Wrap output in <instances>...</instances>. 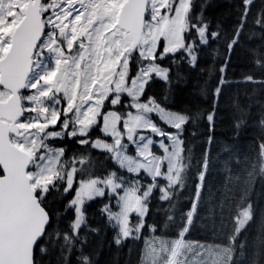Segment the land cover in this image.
<instances>
[{
  "label": "trees",
  "instance_id": "trees-1",
  "mask_svg": "<svg viewBox=\"0 0 264 264\" xmlns=\"http://www.w3.org/2000/svg\"><path fill=\"white\" fill-rule=\"evenodd\" d=\"M251 1L192 0L183 45L164 54L162 42L154 56V62L168 70L167 76L153 75L140 100L186 118L179 135L184 169L166 197L164 179L130 172L111 152L83 142L84 137L66 135L49 142L65 148L67 161L80 164L70 188L63 180L46 191L37 189L51 217L47 232L58 228L61 239L53 236L50 241L45 235L41 246L48 251L42 257L34 254L36 264H83L77 257L84 255L89 264H145L151 239L181 237L185 230V239L215 245L220 264H264V0H256L252 9ZM203 4V18L197 20ZM204 21L210 26L206 28ZM144 62L138 52L131 55L130 77ZM118 110L126 115L123 105ZM213 113L210 125L208 116ZM153 117L161 127L174 130ZM104 137L99 126L87 135L91 140ZM109 175L125 185L137 179L153 184L144 218L131 215L130 235L138 240L126 238L110 216L119 205L108 192L85 202L84 220L74 231L78 213L69 202L84 181ZM249 205L252 219L237 234L240 211ZM138 222L144 226L142 232ZM65 233L71 244L65 243Z\"/></svg>",
  "mask_w": 264,
  "mask_h": 264
},
{
  "label": "rangeland",
  "instance_id": "rangeland-1",
  "mask_svg": "<svg viewBox=\"0 0 264 264\" xmlns=\"http://www.w3.org/2000/svg\"><path fill=\"white\" fill-rule=\"evenodd\" d=\"M125 1H43L47 32L33 58L27 90L22 93L27 115L19 122L21 130L33 131L15 140L36 157L30 175L33 186L40 191L63 180L68 188L73 184L78 162L64 158L65 148L49 144L66 135L84 137L83 142L91 141L97 149L111 152L122 167L134 174L144 172L152 178L164 179L166 183L161 188L165 197L168 188L181 177L184 165L179 135L185 116L151 100L143 102L140 97L153 75L166 78L168 70L156 64L154 56L162 42L164 54L174 53L183 45L187 10L192 0H149L143 37L135 51L145 62L133 77L129 67L134 54L130 50L131 37L117 24ZM255 3L256 0L251 1V9ZM26 5L27 0H0V60L10 48L12 33L24 17ZM247 11L244 18L249 14ZM9 95L0 85V100ZM105 104L109 107L102 113ZM122 105L124 117L118 110ZM153 115L174 130L161 127ZM97 126L105 137L87 138ZM144 183L137 179L125 185L115 175L84 181L73 200L75 208L80 209L74 223L78 225L76 230L82 224L81 219L84 220L83 206L89 199L86 193L96 197L108 192L117 197L119 205L110 216L124 236L130 235L131 215L137 214L141 221L147 212L146 201L153 184ZM140 227L138 222L137 228ZM185 232L181 237L170 235L166 239L153 235L157 238L149 241L150 251L146 252L144 263L220 264L221 252L215 245L187 240Z\"/></svg>",
  "mask_w": 264,
  "mask_h": 264
},
{
  "label": "water",
  "instance_id": "water-1",
  "mask_svg": "<svg viewBox=\"0 0 264 264\" xmlns=\"http://www.w3.org/2000/svg\"><path fill=\"white\" fill-rule=\"evenodd\" d=\"M43 1L27 0L24 17L0 60V85L10 92L0 100V264H32L34 245L45 234L50 217L29 175L34 156L11 138L32 130L20 131L18 121L25 116L21 94L27 89L34 55L46 34ZM148 9L149 0H126L120 10L117 24L131 37V52L142 40Z\"/></svg>",
  "mask_w": 264,
  "mask_h": 264
},
{
  "label": "snow or ice",
  "instance_id": "snow-or-ice-1",
  "mask_svg": "<svg viewBox=\"0 0 264 264\" xmlns=\"http://www.w3.org/2000/svg\"><path fill=\"white\" fill-rule=\"evenodd\" d=\"M206 7H207L206 4L201 5V11L196 16V19L197 20H202V18H203V10ZM204 25L207 28L208 26H210V22L204 21ZM184 119H186V118H184ZM213 120H214V113L213 114H209L208 121H209L210 125L212 124ZM81 134H83V133H81ZM57 135H59V133ZM61 153H62V150H61ZM86 195L88 196L89 200L93 198L90 195V193H86ZM73 203H75V201H70L68 206L71 207ZM250 208H251V206L249 205V208L248 209H246V210H244V211L241 212L240 215H241L242 219L239 221L240 227L236 230L237 231V234H239L240 231L243 228H245L247 226V224L251 221L252 214H251ZM76 212L79 213L80 212V209L77 208L76 209ZM81 222H83V219H81ZM49 227H52L51 217H49L48 223L46 224V231H45V234L44 235H47L48 236V239L50 241L53 239V236H54L55 240H57V241L60 240L61 239V233L58 230V228L55 230L54 233H48L47 232V228H49ZM77 227H78V225H75V224L73 225L74 231H75V229ZM143 227L144 226L142 225L141 226V229H140L141 232L143 231ZM149 232H151V233L154 234L155 233V229L150 227L149 228ZM44 235H42L41 238L34 245L35 256H41L42 257V256H44V255L47 254V251H48L47 248L41 246L44 243ZM126 238L137 239L138 240L140 237L139 236H135V235H130V236H126ZM63 239H64L65 243L71 244V241L69 240V237H68L67 233L64 234ZM121 242L122 241L120 239H118V238L116 239L117 245H119ZM52 247L55 248V243L54 242L52 243ZM68 251L71 252L72 251V248L69 247ZM35 256L33 257L32 264H36ZM77 260L78 261L79 260H82L83 261V264H89V257L87 255H84L82 257L81 256H78L77 257Z\"/></svg>",
  "mask_w": 264,
  "mask_h": 264
},
{
  "label": "flooded vegetation",
  "instance_id": "flooded-vegetation-1",
  "mask_svg": "<svg viewBox=\"0 0 264 264\" xmlns=\"http://www.w3.org/2000/svg\"><path fill=\"white\" fill-rule=\"evenodd\" d=\"M40 44H41V43H40ZM39 47H40V45H39ZM38 49H39V48H38ZM37 52H38V50H37ZM37 52H36V54H37ZM36 54H35V55H36ZM35 55H34V56H35ZM26 90H27V89H26ZM26 90H25V91H26ZM25 91H24V92H25ZM21 95H22V94H21ZM108 107H109V105H108V104H105V106H104V108H103V110H102V113H104L105 111H107V110H108ZM101 115H102V114H101ZM25 116H26V111H25ZM25 116H24L21 120L18 121V125H19V122H20V121H22V120L25 119ZM19 127H20V126H19ZM20 131H23V130H21V128H20ZM32 131H33V129H32L30 132H32ZM28 133H29V132H28ZM28 133H26L24 136L19 137V138L16 137V136H14V135H12V137H11V138H12V141H13L14 143H16L15 140H19V139H22V138L26 137V136L28 135ZM16 144H17V143H16ZM17 145H18V144H17ZM18 146H19V145H18ZM21 148H22V147H21ZM22 149H23V148H22ZM24 150H25V149H24ZM26 151H27V150H26ZM28 152H29V151H28ZM31 154H32V153H31ZM32 155H33V154H32ZM33 156H34V155H33ZM35 159H36V157L34 156V160H35ZM74 161H76V160H74ZM34 162H35V161H34ZM34 162L32 163V166H31V168H30V170H29V175H30V171L34 169ZM76 162H78V161H76ZM79 164H80V162H78V165H79ZM30 176H31V175H30ZM31 178H32V177H31ZM33 182H34V181H32V185H34ZM34 188L36 189L35 186H34ZM36 190H37V189H36ZM37 192H38V191H37Z\"/></svg>",
  "mask_w": 264,
  "mask_h": 264
}]
</instances>
